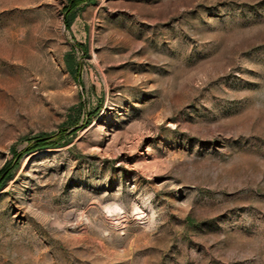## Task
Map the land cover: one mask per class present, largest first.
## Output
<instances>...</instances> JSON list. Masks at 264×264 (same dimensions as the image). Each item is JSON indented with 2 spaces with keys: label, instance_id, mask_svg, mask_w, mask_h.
Returning a JSON list of instances; mask_svg holds the SVG:
<instances>
[{
  "label": "rangeland",
  "instance_id": "374dc122",
  "mask_svg": "<svg viewBox=\"0 0 264 264\" xmlns=\"http://www.w3.org/2000/svg\"><path fill=\"white\" fill-rule=\"evenodd\" d=\"M10 163L0 264H264V0H0Z\"/></svg>",
  "mask_w": 264,
  "mask_h": 264
},
{
  "label": "trees",
  "instance_id": "16d2710c",
  "mask_svg": "<svg viewBox=\"0 0 264 264\" xmlns=\"http://www.w3.org/2000/svg\"><path fill=\"white\" fill-rule=\"evenodd\" d=\"M70 23H71V22L68 21V26H70ZM63 134H64V132L59 133V134L57 135V137H60V136H62ZM47 138H48L47 136H43V137L39 138L35 143H33V145H32V149H41V148H46V147H48V146H51L52 144L49 143V139H47ZM11 165H12V163H10V164H9V165H8L3 171H2V173L0 174V176H1L4 172L7 171L5 177L3 178V180H2L1 183H0V186L3 185L4 182H5V180L10 176V174H11V171H10V169H11Z\"/></svg>",
  "mask_w": 264,
  "mask_h": 264
}]
</instances>
